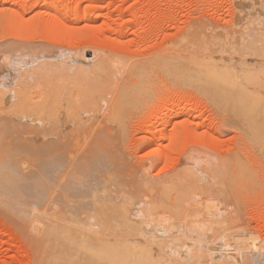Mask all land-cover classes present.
Listing matches in <instances>:
<instances>
[{"label":"rangeland","instance_id":"rangeland-1","mask_svg":"<svg viewBox=\"0 0 264 264\" xmlns=\"http://www.w3.org/2000/svg\"><path fill=\"white\" fill-rule=\"evenodd\" d=\"M236 2L0 0L1 126L9 125L15 132L19 123L27 126L26 122L38 124L41 119L43 123L59 121L64 127L83 132L76 131L77 139L72 141V147L82 149L81 153L89 147V131L108 125L109 112L128 105L123 110L125 132L122 135L115 130L120 138L107 140L112 142L108 150L112 154H107L110 158L116 155L119 170H67V165L66 170H46L49 175L44 177L41 190L46 195L58 193V188L64 191L61 198L68 200L62 209L67 220L49 219L51 204L55 207L51 199L47 200L49 205L37 204L44 212L31 214L13 189L6 185L0 189V264H65L61 261L64 240L67 264H123L125 256L117 253L121 246L133 249L131 263L140 264L142 253L136 250L135 238L144 231L157 235L155 223L167 226L168 221L174 225L170 234L180 236L171 240L174 245L195 234L190 222L206 227L210 240L202 245L200 259H192L194 264H245L241 239L249 232L257 238L255 243L262 242L255 264H264V150L241 127L240 118L246 116L247 108L235 114V98L228 96L229 90L258 91L264 116V76L252 67L262 62L264 53L252 55L241 38L260 25L258 31L263 32L264 20L238 24ZM84 13L89 16L84 17ZM52 20L61 24L62 30H52L48 24ZM207 35L223 39L226 45L216 44L214 48L212 42H216ZM211 47L222 49L216 52ZM83 56L88 58L83 61L86 64L77 61ZM168 56L180 59V74L172 73L170 66L166 72L158 68L161 58ZM247 57L254 60L249 67L252 71L238 65ZM224 59L236 64L237 70L224 74L221 80L207 83L201 74L190 70L196 71L203 62L221 63ZM142 82L148 89L136 92ZM62 111L66 117L61 118L65 117L67 124L56 118ZM37 117L40 119L36 121ZM57 123L53 125L59 130ZM25 125L24 130L30 132L39 128L28 125L30 130ZM63 125L60 131H67ZM38 130L33 133L39 134ZM4 136H0V160L9 163L15 161V148L23 141ZM42 137L40 143L48 135ZM34 138L28 140L29 145ZM66 153L67 147L65 158ZM28 158L22 157L24 162L19 166L29 167ZM2 171L7 177L38 170ZM127 220L133 227L126 225ZM223 230L229 241L225 248L228 254L219 259L225 250L211 244ZM164 250L151 254L154 264L180 261L174 253L166 254L172 259L168 261Z\"/></svg>","mask_w":264,"mask_h":264},{"label":"bare ground","instance_id":"bare-ground-1","mask_svg":"<svg viewBox=\"0 0 264 264\" xmlns=\"http://www.w3.org/2000/svg\"><path fill=\"white\" fill-rule=\"evenodd\" d=\"M236 1H237L236 3H238L237 7H239L238 8V10H239L238 12L240 13V15L238 14L239 17L237 16L239 18L238 19V24H240V22L243 21V20H245V22H250V21L252 22V21H255L257 19L258 23H259V21L264 20V4L260 5V1H262V0H236ZM55 4L57 5V3H55ZM49 5H50L49 9L50 8L52 9L53 8L52 7L53 4L49 3ZM47 10H48V8H47ZM66 11H68V10H66ZM253 14H255L254 18L251 17V16H253ZM83 16L84 17H88L89 14L88 13H84ZM256 16H258V18H256ZM79 18H81V17H78V19ZM12 20L13 19L9 18V21H12ZM134 21H136V20H133L131 22H134ZM48 24L50 25V27L54 31H58L59 28L61 29V24L59 26V25L55 24L54 21L53 22H48ZM260 27H261V25L257 26V28L254 30V32L250 33L248 36L245 33L244 34L245 37L244 36L241 37V38L244 39V42L246 43L247 48L251 51L252 55L264 53V31L263 32L258 31ZM200 32H203V30H201ZM200 32L196 31V35H198V33H200ZM210 33H212V32H210ZM200 35H201V33L198 36H200ZM212 35L211 36L207 35V36H209L208 40L211 39L210 40L211 42L212 41L216 42V43L212 42V46H214V48H216L217 45L219 46V44H220L221 47H224L226 45V41H225V44L223 45V41H224L223 39H219V41H221V42H219L218 39H217L218 37L217 36L214 37ZM230 35L231 34H229V36ZM229 36L226 37V38L228 39ZM230 37H233V35H231ZM199 38L202 39L201 36ZM230 43L232 44V41L229 42V44ZM213 44H215V45H213ZM206 46L207 45H205V47ZM209 47L210 46H207V49H209ZM221 47H218L217 49H214V48L211 47V50H214V51L216 50V52H217V50L220 51L222 49ZM173 48H175V46H173ZM219 48H221V49H219ZM212 53H215V52H212ZM92 58H94V57H92ZM92 58H90V60ZM85 59H88V58L87 57L85 58V56H83L82 58L81 57L77 58V61H79V63L83 64L84 62H86ZM182 59H183V57H182ZM250 59H251L250 57L244 58V60L242 62H239L238 65L240 66V63H241V65L243 66L244 70L252 71L251 69H249V67L254 63V60H250ZM161 61L162 62L160 63V66H158V68L164 69V72H166L165 71L166 68H168L170 66L172 68V73L180 74V72H181V63H180V59L179 58H177L175 56H168V57H165V58L162 57ZM223 61L221 63L203 62V63L199 64V67H198V69L196 71H195L194 68H191L190 70L192 71V74L194 72H196V74L198 73L199 75L201 74V76L204 77L203 78L204 81H206L207 83H211V81L214 80V79L221 80V76H223L224 74L228 75V73H229V75H232L234 72H236V70H237V65L236 64L235 65L231 64L230 60H228V59L227 60L224 59ZM261 61L262 62L254 63L252 67H253V71H256V72L259 71V73H261V75L264 76L263 75L264 74V59H261ZM185 62H186V60H185ZM232 62H234V61H232ZM84 64H86V63H84ZM103 66H104V64H103ZM195 66H196V64H195ZM234 66H236V67H234ZM102 67H101V69H103ZM184 70H185V68H184ZM187 71H186V73H187ZM147 89L148 88L142 82L141 84H139V88L138 89L136 88L135 90H136V92L137 91L139 92V91H143V90L145 91ZM125 91H126V93L128 95L127 89ZM125 91H122L123 92V95H122L123 97L126 96L124 94ZM99 93H98V96L100 95V97H101V94L103 92L101 94H99ZM228 93H230V95H228L229 97H231L232 99L235 98V100H234L235 101V105L233 104V107H234L233 109L234 110L232 109V111L235 114H237L241 109L247 108V113H245L246 116H244V117L238 116V118L241 117L240 118L241 127L243 128V130H246L248 132L247 133L248 135L254 136V138H255V140L257 142L256 145H258L257 147L259 149H262V151H263L264 150V116H261V113H260V104L262 103V100H263L261 98L260 94L258 93V91H256V90L254 91L252 89L251 90L250 89L249 90H243L240 93H236V91H234V90H229ZM116 95H117V92H116ZM102 96H103V94H102ZM124 98H123V100H124ZM114 106H115V104H114ZM119 106H118V108L116 106L117 109H115L114 112H112L113 109L111 110V112L108 111L110 113L109 114L110 116H107V118L109 117V120H110V122H108V125H106V123H104L106 125L105 126L101 122V125L103 124L102 126H98L94 131H89L90 135H92V137H94L95 139H93L91 137L89 139V141H87L88 145H87V143H85V145H87L89 147L84 148L85 147L84 146L83 147L84 151H82L81 153H80V151L82 149H79V148L77 149L75 147L74 148L72 147L74 145V143H72V141H75L73 139L74 138L77 139V137H75L77 135V134H75L77 130L68 128L67 126L64 127L63 124H61V125L58 124L59 121H58V123L57 122L53 123L51 121H49V122L47 121L48 123L44 122L45 123L44 124L43 123V119H41V121H42V124H41V121L38 120L40 118L37 117V119H35V120L36 121L38 120V124H36L35 121H34V123L33 122H29L30 123L29 124L28 122H26L24 120L27 123V126L29 125V126H31V128L34 126L35 129H36V127L39 126V128H37L36 130L39 129L38 131H39L40 135L42 133H44V134H42V136L48 135L46 140H44L43 142L41 141L42 143H40V139H42V138L44 139V137L41 136L42 137L41 138L39 136V134H37L38 132L37 133H33V132H36V130L33 131L34 128H32V130H31L30 127L29 126L27 127L25 124H23V126H22V123L21 124L19 123L17 131H15V132L12 130V127L9 126V125H6V124L2 125V126L0 125V133H1L0 136L2 134H4L5 136H10V138L11 137L14 138L16 141H23V143H18L17 142L19 145L15 149L18 151V155L14 156V160L15 161L11 160V162H9V163H7V162L4 163L5 159L3 161L0 160V162H2V163H0V189H3L4 185H6L7 187H10L11 189H13L15 191V193L17 194L16 198L19 197V201H21V203H23V204L25 203L26 205L29 206L30 209L28 207L27 208L29 209V212L31 214L32 213L44 212V210H42L43 208L41 207L42 208L41 209L40 207L37 206V204L39 205V203L45 202L44 204L49 205L50 201H47V200L51 199L54 202L55 207H53V204H51L50 208L52 209V212L50 214L51 217L49 219L55 220V222H59L61 220H67V218L64 217L65 210L62 209L64 207V205L67 206V200H68L67 198H61V194L64 191L61 190L60 188H58L59 189L58 193L52 192V194L46 195L45 192L43 190H41V184H42V181H43L44 177L49 175L46 170H63V169L66 170V168H64V167H66V165H67V170H103V171H108V170H116V169H118L117 168L118 167L117 166L118 163L116 161V155L114 157L111 156V158L109 157V154L110 155L112 154V151H109L110 153L108 152V150L109 149L111 150V148H112V145H111L112 142L111 141H110L111 143L108 142L109 141L108 139H110V140L115 139V136H116V139H117V136H118V138H120L118 134H122L123 135V133L125 132V128H126L125 124H126L127 121H125V123H124L123 110L128 105L125 106L124 108L122 106H120V107ZM231 107H232V105H231ZM127 109H129V108H127ZM62 110H63V107H62ZM125 112L127 113L126 109H125ZM61 113H63V114L57 115L59 117L56 116V118L58 120L59 119L62 120L63 123H65L66 120L64 119L65 120V122H64L63 118L66 117V114H64V111H62ZM112 114H114V115H112ZM63 115L65 117L61 118ZM125 115H127V114H125ZM57 119H56V121H57ZM104 119L106 120V117L103 118V122H104ZM24 121H22V122H24ZM56 123H57L58 126H60L59 130L55 126ZM35 124H36V126H35ZM46 124H48V125L44 126ZM53 124H55V125H53ZM65 124H67V122ZM24 125L27 127V129H30L32 132H30L29 130L28 131L24 130L25 129ZM40 125H41L42 128L40 127ZM62 125H63V129L67 127V131L66 130H61L60 131V128L62 127ZM115 130L117 131L118 134H116ZM195 130H197V129H195ZM112 131H115V133L114 132L112 133ZM77 133L78 134L81 133V135H82L83 132L77 131ZM111 133L114 134V135L111 136ZM151 133H152V131H151ZM157 133H159V132H157ZM256 133L261 134V135H256ZM35 135L36 136L38 135V137H40V139L38 140V138ZM66 136H67V138H66ZM104 136H108V137L106 139H104ZM4 137H3V139H6ZM33 137H35L34 138V142H37V144L34 145V142H33V144H31L32 145L31 146V145H29L28 140H33L32 139ZM35 139H37V141H35ZM62 139H65V140H62ZM25 141H27L28 144H25V143H27ZM91 141H93L92 144H89V142H91ZM104 141H105V143H104ZM30 143H31V141H30ZM109 143H110L111 146H108ZM114 144H115V142H113V145ZM66 147H67L66 156L69 157L68 161H67V157L65 158V154H64V151L66 150ZM80 147H82V145ZM114 147H116V145H114ZM114 147H113V149H114ZM116 149H118V148L116 147ZM9 150L11 151V149H9ZM9 150H8V153H9ZM107 152L109 154H107ZM113 152H115V154H117L116 153L117 150L116 151L114 150ZM119 154L121 155L120 152L118 153V155ZM26 155L29 156L28 159L31 158L30 159L31 161H29V164L31 162V164H33V166L31 164H30L29 167H23L24 165H20L22 168H19L20 167L19 163L20 162L21 163L24 162L22 157L23 158L24 157L27 158ZM19 156H20V158H19ZM9 159L10 158H8V160ZM20 159H21V161H20ZM24 160H26V159H24ZM202 161H203V159H202ZM13 162L15 164H13ZM25 162H28V161L26 160ZM123 162H124V164H123V166H124L125 165V161H123ZM202 164L204 166L203 162H202ZM126 165H127V163H126ZM123 166H121V167H123ZM119 167H120V165H119ZM128 167L131 168L130 166H128ZM128 167H126L125 170L126 169L128 170ZM6 169L7 170H38V171H35L33 173L25 172V174H20V175L19 174L12 175L13 173H10L9 176L4 177V174H3L2 170H6ZM123 169L124 168H122L121 170H123ZM4 179H6V180L7 179H11V180H7V182H5ZM64 187H66V189H67V184ZM23 207H25V206H23ZM55 208H56V211H54ZM27 216L28 215H26V217ZM31 217H32V215H31ZM47 218H48V216H47ZM165 221H167V220H165ZM128 222H130V221L127 220L126 225H128L129 227H133V225L131 223H128ZM168 223H169V225H167V226H165V224L162 223V222L155 223V227L154 228H155L156 232L158 233L157 235H154V233H152V232H145L144 231V232H141L135 238L136 239V247H137L136 250L139 251L140 253H142V255H141L142 256V261L140 260L141 261L140 264H154L151 261V258H155V257L152 256L151 254L157 252V250H160V249H166V250L163 251V255H164V257L166 259H168V261H171L172 259L170 257H168L166 254H168V255H170V253L176 254V256H178L180 258L179 262H178V260H177V262H175L176 264H194L192 259H197V260L200 259L201 255L203 253L202 245L204 244V242H208L210 240V237L206 236V234H205L206 227H204L203 224L199 225L201 222H199V224H197V222H194L198 226H196L192 222L194 224V226H193V224H191V222H190V225H192V226L189 225V227H190V229H192L195 232V234H193L191 237H188V240L182 241L181 243H177L176 245H174L173 244L174 242H172L171 240H175V239L179 240L180 236L178 234H176L174 236L170 234V232L173 230L174 225L170 224L171 222H169V221H168ZM225 233H226V230H223L222 232H220L212 240V244L211 245L219 246V249L223 248L225 250V248L229 245V241L226 238V234ZM249 233L244 234L242 239H241V240H243V243L245 245V251H243V253H244L243 257H245L244 258L245 264H255L257 262V254H256V252H260L261 251L262 242L259 244V242L256 240L257 242L255 243L254 239H257V238H254V236H252V234L248 235ZM170 238H173V239H170ZM258 245H260V248H259ZM62 247L63 248L61 250V256H62L61 257V261H63L65 264H67V242L65 240L63 242ZM116 248H117V246H116ZM117 250H118L117 253H120V254L124 255L125 258H126V263H123V264H133V263H131V257H129V255L131 254V251L133 249H131L130 247L126 248L124 246H121V247H118ZM208 254L212 255L209 252H208ZM220 254L221 255H219V259H224V258H226L227 254H228V251L225 250V251L221 252ZM163 255H162V257H163ZM114 264H119V262L115 261ZM225 264H227V262H225Z\"/></svg>","mask_w":264,"mask_h":264}]
</instances>
